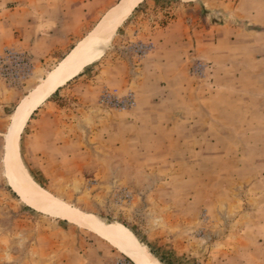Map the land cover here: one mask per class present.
Returning a JSON list of instances; mask_svg holds the SVG:
<instances>
[{"label": "rangeland", "instance_id": "374dc122", "mask_svg": "<svg viewBox=\"0 0 264 264\" xmlns=\"http://www.w3.org/2000/svg\"><path fill=\"white\" fill-rule=\"evenodd\" d=\"M118 2L8 0L0 264H138L30 204L5 165L20 102ZM25 27L66 33L33 58ZM100 55L25 124L19 148L32 179L72 208L123 224L164 264H264V0H141ZM160 58L158 83L142 67Z\"/></svg>", "mask_w": 264, "mask_h": 264}, {"label": "bare ground", "instance_id": "6f19581e", "mask_svg": "<svg viewBox=\"0 0 264 264\" xmlns=\"http://www.w3.org/2000/svg\"><path fill=\"white\" fill-rule=\"evenodd\" d=\"M141 0H119L97 24L71 48L40 83L18 105L6 135L5 165L15 189L30 204L41 210H50L60 217L86 226L107 238L138 264H164L136 236L121 223L108 222L96 215L86 214L63 203L32 179L25 168L19 148L20 134L31 114L56 90L84 70L105 50L115 29ZM101 56V55H100ZM135 262V263H136Z\"/></svg>", "mask_w": 264, "mask_h": 264}, {"label": "crops", "instance_id": "0c3cea01", "mask_svg": "<svg viewBox=\"0 0 264 264\" xmlns=\"http://www.w3.org/2000/svg\"><path fill=\"white\" fill-rule=\"evenodd\" d=\"M7 4H8V0H0V23H2L3 22L2 19L4 17H6V15H8V12H6ZM247 18L245 17V20ZM249 22L250 23L251 22L255 23L256 21L255 20H253V21L249 20ZM57 28L54 29L52 32L51 31L49 32L47 30L42 31V34H39V32L37 31L36 27H34V29H29V30L27 29V27L23 28V32L22 33H23L24 36L21 39L22 42L25 45H28V47L30 49L37 48L36 50H34V53H32L33 58H37V57H42L43 56V55L40 54L42 52L41 48L39 47L41 44H44V47H48L49 48L47 51H45V52L48 53L51 50V48L54 47V46H52V44L49 43V42H52L51 41L52 38L56 34H59V33L60 34H65L66 33L65 31L58 30ZM159 43L162 44L163 42H159ZM160 55L162 56L163 53L161 52ZM163 65H164V59L161 60V58H160V62H156L155 66L153 65V63H147V65H145V67H142L143 76L145 75V72H146L147 75L150 77V79L158 80V83H159L160 79H164V73L160 74L159 72L162 71V70L157 71V68H155V67H164ZM166 76H167V78H171L170 75H166Z\"/></svg>", "mask_w": 264, "mask_h": 264}]
</instances>
